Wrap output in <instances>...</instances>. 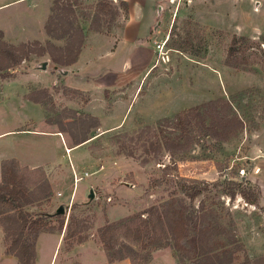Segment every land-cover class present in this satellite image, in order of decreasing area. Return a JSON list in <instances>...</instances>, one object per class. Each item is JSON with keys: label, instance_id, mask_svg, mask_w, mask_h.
Masks as SVG:
<instances>
[{"label": "rangeland", "instance_id": "obj_1", "mask_svg": "<svg viewBox=\"0 0 264 264\" xmlns=\"http://www.w3.org/2000/svg\"><path fill=\"white\" fill-rule=\"evenodd\" d=\"M98 2L0 0L2 41L14 49L28 44L35 50L45 48L42 54L31 53L19 65L2 70L8 76L0 77V131L46 126L58 131L63 142L55 135L26 137L31 143L6 135L0 139V156L12 150L28 152L43 147L49 159L54 150L55 163L35 168L18 164L27 186L47 181L51 192L49 198L24 207V211L57 216V209L62 207L59 215L64 224L69 218L73 220L74 235L62 241L57 264H86L87 248L76 255L71 252L86 241L102 248L97 231L106 223L138 214L145 219L149 208L160 206L162 210L173 200L177 208L187 206L193 221L190 233H195L197 221L199 229L209 228L210 244L219 252L231 250L230 255L222 256L231 257L233 264L248 259L264 264V0H241L236 8L227 0H165L157 4L156 9L163 7L157 26L160 32L151 33L143 54L137 50L146 59L155 55L156 69L143 80L128 123L141 111L157 116L163 111L200 109L188 133L178 127L177 113L149 126L104 135L90 126L96 119L81 111L82 104L90 99L88 93L67 87L80 75L74 73L72 64L59 66L50 56L68 52L72 36L57 38L45 30L57 3H71L69 19L83 36L80 52L90 37L102 42L95 51L100 56L108 49L113 51L129 12L121 5L122 0H103L108 7L103 12L98 11ZM79 38L74 35L72 50ZM152 40L168 41L169 62H158ZM231 48L233 55L229 54ZM132 55L127 72L138 83L141 79L132 68ZM169 88L174 93L171 98L166 94ZM31 94L40 112L25 102L31 101ZM224 103L230 106L227 118L237 116L242 122V127H236L226 139L212 131L223 130L218 120L226 121ZM123 115L113 119L120 122ZM74 137L92 139L71 151L81 145L74 146ZM73 173L83 178L77 184ZM197 191L201 194L195 200L186 195ZM242 193L257 203L252 204ZM47 222L53 231L58 229L56 217ZM78 236L85 241L75 244ZM130 238L121 239L130 244ZM2 239V253L8 256L4 232ZM184 245L189 247L187 241ZM140 251L142 256L151 254L150 263L156 259L181 264L182 256L168 241Z\"/></svg>", "mask_w": 264, "mask_h": 264}, {"label": "trees", "instance_id": "obj_2", "mask_svg": "<svg viewBox=\"0 0 264 264\" xmlns=\"http://www.w3.org/2000/svg\"><path fill=\"white\" fill-rule=\"evenodd\" d=\"M54 13L47 20L45 30L48 34H54L57 38L65 37V35L72 36V40L66 47L63 53L65 56L51 55L52 61L59 66H69L73 64L79 55L82 47V31L75 29L73 22L69 16L73 14L71 3L60 5L57 3ZM121 5L129 12V6L125 1ZM108 7L103 0H99L97 9L103 12ZM66 24V27L64 26ZM64 29V30H63ZM62 30V31H61ZM74 35L80 38L76 43V49L70 48L73 45ZM2 33L0 32V77L5 78L8 74L3 73L2 70L8 71L19 65L23 60L27 59L31 53L45 52V48L34 49L32 45H22L20 49H14L12 46H7L2 41ZM69 37V36H68ZM19 50V51H16ZM230 55L234 54V48L229 51ZM232 66V65H230ZM29 99L38 103L33 98V94L29 95ZM223 110L226 112V121L218 120V124H222L223 130L217 136L221 138H228V133H231L236 127H242V122L239 117L228 119L227 110L230 109L228 103H224ZM190 108L183 110L177 114V125L183 132L188 133L192 123L193 116L199 110ZM91 124V127H96L97 121ZM149 128V127H147ZM89 138L83 137L77 139L74 137V146H78L86 142ZM133 153V152H131ZM1 181H0V224L3 228L4 239L6 243L5 253L17 258L18 264H35L36 252L35 243L36 238L40 232L52 231L53 228L47 221L51 217H56L59 221L58 229L63 230L64 219L60 215H49L41 213H30L24 211V207L39 203L51 195L50 187L47 181H42L40 185L32 184V188L26 185L25 177L21 175L23 171L18 162L14 159L6 160L1 163ZM201 194L200 191L195 193L187 192L186 195L190 200H195ZM232 197L235 194H231ZM243 198L256 204V199H251V196L242 193ZM176 202L173 200L160 210V206H152L148 210V217L143 219L142 215L129 217L113 223H106L105 226L98 229V239L106 254L108 263L129 259L132 264H149L151 261V254L146 252L142 256L141 251H148L153 247H158L164 242H171L174 249L182 256L181 264H233L231 257L222 256L230 255L231 250L219 252L210 244L211 230L209 228L199 229L198 221L195 222L196 231L194 234L190 233V227L193 225L192 217L188 212L187 206L184 204L182 208L176 207ZM137 221H134V219ZM72 218L68 219L65 225V235L63 240H67L74 235L75 231L71 227ZM130 236V245L121 238ZM85 239L78 236L75 244H81ZM188 242L189 247L184 245ZM137 246V247H136ZM136 247V248H135ZM140 249H137V248ZM139 260L140 262H138ZM261 260L250 261L249 259L241 264H260Z\"/></svg>", "mask_w": 264, "mask_h": 264}, {"label": "crops", "instance_id": "obj_3", "mask_svg": "<svg viewBox=\"0 0 264 264\" xmlns=\"http://www.w3.org/2000/svg\"><path fill=\"white\" fill-rule=\"evenodd\" d=\"M125 1L129 6V20L126 22L124 29L120 31L119 36H117L116 48L108 49L105 53L100 56L96 53L97 46L102 44L97 38L93 40L94 37H90L87 43L85 44L78 55L77 61L72 64V69L75 70L74 73L80 75L79 80L71 84L70 87L74 90H79L83 93H88L90 96L89 101L81 108V111L84 112L87 116L95 118L97 121L98 132L100 135L109 133L112 131H117L121 129H137V126H149L154 122H158L163 118L176 115L183 110L176 112H162L158 113L157 116L148 115L147 112L141 111L132 122L128 123L129 117L128 114L134 103H136L140 95L138 92L142 85L145 77L151 73L155 67V55H151L150 58L146 59L143 55H138L139 53L143 54L145 51L144 43L150 42L152 38L151 33H158L157 26L160 20L159 17L163 12V7H158L157 4L164 3L165 0H122ZM171 1V0H170ZM176 1V0H172ZM236 8L238 4L241 5V0H227ZM227 14L224 12V16ZM94 41V42H93ZM158 40H152V45L155 47V42ZM164 41V40H159ZM94 44V45H93ZM106 47V45H105ZM154 47L152 53L154 51ZM136 50L133 55L130 52ZM90 52V53H89ZM89 53V55L87 54ZM133 70L138 71L137 78L141 79L137 83V79L132 77L131 74H128L129 71V61L131 60ZM103 56L105 58H103ZM101 61H105L100 63ZM150 74V75H151ZM100 93V94H97ZM27 93H23L26 95ZM167 97L171 98L174 93L172 89L169 88L166 91ZM120 95V96H117ZM30 109H37L40 112V106L33 101H25ZM204 102V101H202ZM198 104V103H197ZM188 109V108H187ZM120 122H116L113 117L123 114ZM128 117V118H127ZM39 121H41L39 119ZM44 125V123H43ZM46 125V124H45ZM41 129H30V128H14L10 130H1L0 139H3L8 136H18L20 139L27 141L31 136L36 137H48L50 135L58 136L61 138V134L58 131H50L45 127H40ZM92 137L81 144L78 147H72L71 151L79 149L82 146L90 142ZM65 142V141H64ZM31 143V142H28ZM39 143V142H38ZM27 149H17L12 150L8 154L0 156V167L1 163L6 160H16L21 166H29L31 168L44 166L50 163H55L54 159V150L50 155V158L47 159L48 155L43 147H38L35 151L30 150L26 152ZM69 150L66 148V151ZM70 151V152H71ZM41 157L44 158L43 161ZM0 181H1V169H0ZM66 225V224H65ZM65 225L63 230L55 231H44L40 232L36 238L35 243V264H57L59 257V250L62 245V241L65 235ZM3 231L0 226V264H18L16 257L12 255L5 256L2 253V241H3ZM48 247L46 248V245ZM88 249V255L85 257L87 261L86 264H109L107 257L103 249L98 247L91 241H86L83 245L76 246L71 255H76L81 253L83 249ZM79 252V253H78ZM82 256L80 257V259ZM81 261V260H80ZM176 264L163 262L160 260H154L150 264ZM82 264V263H81ZM85 264V263H84ZM111 264H132L129 259L115 261Z\"/></svg>", "mask_w": 264, "mask_h": 264}, {"label": "built area", "instance_id": "obj_4", "mask_svg": "<svg viewBox=\"0 0 264 264\" xmlns=\"http://www.w3.org/2000/svg\"><path fill=\"white\" fill-rule=\"evenodd\" d=\"M167 43H168L167 40L155 42V49H156V53L158 54V58H159L158 62L160 61V59L163 63L169 62L168 61L169 58H168L167 50H166L167 49ZM73 176H74V181L76 184L78 183V181H81L83 179L82 177H80V179H78L77 176L75 175V173H73ZM83 177L84 178L88 177V174L87 173L84 174Z\"/></svg>", "mask_w": 264, "mask_h": 264}, {"label": "water", "instance_id": "obj_5", "mask_svg": "<svg viewBox=\"0 0 264 264\" xmlns=\"http://www.w3.org/2000/svg\"><path fill=\"white\" fill-rule=\"evenodd\" d=\"M91 196H92V195H91ZM62 212H63L62 207H59V208L57 209V211H56V214L59 215V214H62Z\"/></svg>", "mask_w": 264, "mask_h": 264}]
</instances>
